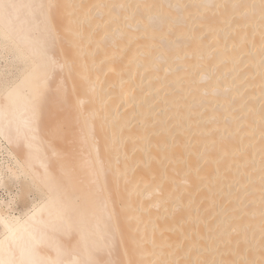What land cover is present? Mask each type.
<instances>
[{
	"label": "bare ground",
	"instance_id": "6f19581e",
	"mask_svg": "<svg viewBox=\"0 0 264 264\" xmlns=\"http://www.w3.org/2000/svg\"><path fill=\"white\" fill-rule=\"evenodd\" d=\"M0 4V258L264 264V0Z\"/></svg>",
	"mask_w": 264,
	"mask_h": 264
},
{
	"label": "snow or ice",
	"instance_id": "6c2138e0",
	"mask_svg": "<svg viewBox=\"0 0 264 264\" xmlns=\"http://www.w3.org/2000/svg\"><path fill=\"white\" fill-rule=\"evenodd\" d=\"M14 7L15 5L0 4V19H5V20L9 19L10 10ZM2 87L10 97H19L21 95H28V93L21 87V83L14 82L11 80V78L5 79L3 81ZM0 133H3L2 127H0ZM0 222H2V218H0ZM9 231H11V229H9ZM0 248H2V242H0ZM0 264H14V262L11 260L5 261L4 259L0 258ZM21 264H23V262H21ZM53 264H74V262L57 260L53 262ZM85 264H90V262L86 261Z\"/></svg>",
	"mask_w": 264,
	"mask_h": 264
},
{
	"label": "rangeland",
	"instance_id": "374dc122",
	"mask_svg": "<svg viewBox=\"0 0 264 264\" xmlns=\"http://www.w3.org/2000/svg\"><path fill=\"white\" fill-rule=\"evenodd\" d=\"M0 152H1V148H0ZM14 186H9V188H8V190L7 191H2V193L1 194H3L6 198H8V196L10 195V191H12V193H16L17 192V187L15 186V188H13ZM12 189V190H11ZM17 189V190H16ZM14 191V192H13ZM4 192V193H3ZM8 192V193H7ZM11 193V194H12ZM9 194V195H8ZM32 196H26V197H24L23 198V200H22V198L18 201V203H16V206H15V208H16V213H22V214H24L26 211H27V208L29 207L28 205H29V201L31 200V199H34V196L31 198ZM26 200V201H25Z\"/></svg>",
	"mask_w": 264,
	"mask_h": 264
}]
</instances>
